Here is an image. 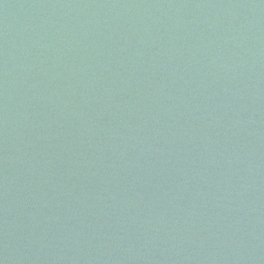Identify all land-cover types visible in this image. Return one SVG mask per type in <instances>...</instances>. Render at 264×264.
Segmentation results:
<instances>
[{"label":"water","instance_id":"1","mask_svg":"<svg viewBox=\"0 0 264 264\" xmlns=\"http://www.w3.org/2000/svg\"><path fill=\"white\" fill-rule=\"evenodd\" d=\"M0 264H264V0H0Z\"/></svg>","mask_w":264,"mask_h":264}]
</instances>
